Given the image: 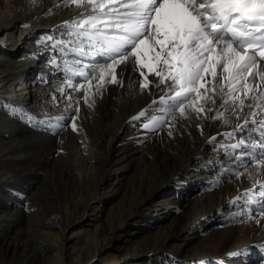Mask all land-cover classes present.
I'll list each match as a JSON object with an SVG mask.
<instances>
[{"label": "bare ground", "instance_id": "6f19581e", "mask_svg": "<svg viewBox=\"0 0 264 264\" xmlns=\"http://www.w3.org/2000/svg\"><path fill=\"white\" fill-rule=\"evenodd\" d=\"M63 3L0 0L1 38L23 52L0 45V264H105L106 247L123 238L131 250L114 245L124 253L109 264H264V84L249 78L254 90L233 93L244 101L235 115L239 99L221 105L213 92L214 103L195 102L205 109L198 117L191 106L181 115L169 110L167 81L156 86L165 51L156 47L157 59L146 50L151 69L121 76L120 64L112 83L105 67L101 80L91 69L103 60L69 35L83 9ZM202 83L203 94L214 81ZM148 110L163 123L133 119ZM240 140L246 153L233 147Z\"/></svg>", "mask_w": 264, "mask_h": 264}, {"label": "snow or ice", "instance_id": "6c2138e0", "mask_svg": "<svg viewBox=\"0 0 264 264\" xmlns=\"http://www.w3.org/2000/svg\"><path fill=\"white\" fill-rule=\"evenodd\" d=\"M70 5L83 11L78 13L79 20L72 22L76 31L69 35L94 48L103 60L91 69L93 74L100 73L101 80L105 67L112 74V83H117L116 67L120 64L125 65L120 68L121 76L129 67L136 71L137 65L151 69V64H144L146 50H151L157 59L161 52L155 48L165 51V70L155 72V77H159L156 86L167 81L169 90L174 92L170 98L174 104L169 105V110H178L181 115L186 106H191L198 117L205 111L203 107H196L198 99L206 97L208 103L215 102L209 92L220 95L221 105L229 102L234 105L239 99V107L233 111L235 115L243 110L244 101L233 93L254 90L249 86V78L256 88L264 84V68H261L264 65V0H64L62 6ZM130 57L134 59L129 63ZM208 74L214 83L202 94L201 89L205 88L202 82ZM79 75L87 77L83 70ZM225 82L228 91H225ZM148 84L145 77L143 87L147 88ZM236 84L240 89L235 88ZM160 100L163 102L164 97ZM140 117L151 121V125L143 124L145 128L163 123L151 110L141 111L133 119ZM256 123L264 128V121ZM244 124H248L246 117ZM238 127L243 133L244 126ZM260 143L264 147V133ZM233 147H240L246 153L249 146L240 140ZM260 156L264 157V152ZM258 163L264 167V158Z\"/></svg>", "mask_w": 264, "mask_h": 264}, {"label": "rangeland", "instance_id": "374dc122", "mask_svg": "<svg viewBox=\"0 0 264 264\" xmlns=\"http://www.w3.org/2000/svg\"><path fill=\"white\" fill-rule=\"evenodd\" d=\"M1 37H3V32H0V45L3 46V47H5V49L8 48L7 49L8 52L14 51L15 50V49L13 50L14 46L12 44L10 46V43L11 42H8V40L2 39ZM16 50H17V48H16ZM18 54L19 55H23L22 50L18 51ZM35 66H38L37 63H35ZM123 178H124L123 179L124 180V184H127L129 179H127L126 177H123ZM208 181L209 180H207V179H201L197 183H198V185H202V184H205ZM197 188H199V187H196V189ZM194 190H195V188H192L191 189V192H194ZM24 199L26 200L27 197L24 196ZM117 200H118V196H117V198H114L112 201H109L107 204H109V203L110 204H112V203L114 204ZM92 219H93V216L92 215H89V217H87L85 219V221H81V219L78 221V226L71 231V239H69L68 245H67V249L68 250H72V249L75 248V246L77 245V242H78V236H81L82 235V233L85 230V228H88L89 226H91V225L88 224V222L90 220H92ZM149 228L151 230H149L148 233L146 232L147 234H149L152 231V229H153L152 227H149ZM140 233H142V232L136 233V236H133V239H136V237H138ZM124 239H126V238H123L122 240H115V239L112 240L111 244H109L106 247L105 252L101 255L100 262L101 263H105V264H109V263H111L110 261L113 259L114 253H118V254L124 253V250L123 251H116L114 249V247H113L114 245H119L120 244V245L126 246L127 249H128V251H130L131 250L130 242L129 241H125L124 242L123 241ZM0 240H1V238H0ZM183 255L184 256H182V257H184V258L187 257L185 254H183ZM120 256H122V255H120ZM117 257H119V256H117ZM46 260L47 261L49 260V256L46 257L45 261ZM141 260L142 259L140 258V259H138L136 261L139 262ZM259 260H260V257L259 258H257V257H255V258L251 257L250 259H248V261L245 260V262L243 264H258ZM115 264H124V263L123 262H118V263H115ZM208 264H210V263H208ZM212 264H214V263H212Z\"/></svg>", "mask_w": 264, "mask_h": 264}]
</instances>
